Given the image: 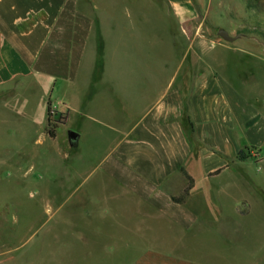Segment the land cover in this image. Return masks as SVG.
Returning a JSON list of instances; mask_svg holds the SVG:
<instances>
[{"label":"rangeland","instance_id":"obj_1","mask_svg":"<svg viewBox=\"0 0 264 264\" xmlns=\"http://www.w3.org/2000/svg\"><path fill=\"white\" fill-rule=\"evenodd\" d=\"M89 2L103 32H137L120 52L128 77L215 70L264 116V0H190L180 13L171 0ZM220 28L240 38L225 41ZM23 88L0 99V264H264V141L215 181L198 174V219L181 227L105 197L115 189L100 179L110 133L74 112L65 122L58 96L46 102L39 86ZM51 106L58 123L49 124ZM70 132L81 135L78 146Z\"/></svg>","mask_w":264,"mask_h":264},{"label":"crops","instance_id":"obj_2","mask_svg":"<svg viewBox=\"0 0 264 264\" xmlns=\"http://www.w3.org/2000/svg\"><path fill=\"white\" fill-rule=\"evenodd\" d=\"M171 3L178 13L191 5ZM89 8V0H0V99L23 86H39L46 102L58 96L65 122L74 112L94 131L110 133L100 179L115 189L104 196L188 228L198 219L191 215L197 196L206 193L198 174L213 182L242 150L261 147L264 116L215 70L167 80L128 77L132 65L120 52L137 32H103ZM187 175L193 188L182 200Z\"/></svg>","mask_w":264,"mask_h":264},{"label":"water","instance_id":"obj_3","mask_svg":"<svg viewBox=\"0 0 264 264\" xmlns=\"http://www.w3.org/2000/svg\"><path fill=\"white\" fill-rule=\"evenodd\" d=\"M218 35L228 42H235L240 38V35L232 36L226 29L220 28L218 30ZM80 135L77 132L69 133V142L72 146H76L78 144Z\"/></svg>","mask_w":264,"mask_h":264},{"label":"trees","instance_id":"obj_4","mask_svg":"<svg viewBox=\"0 0 264 264\" xmlns=\"http://www.w3.org/2000/svg\"><path fill=\"white\" fill-rule=\"evenodd\" d=\"M50 123H51V120H50V118H49V124H50ZM56 123H58V122H56ZM48 134H49L52 138H55V137H56V135H55V131H54V130H51V129H50L49 132H48ZM187 176H188V175H187ZM188 179H189V185H188V187H187L186 190H185L184 196L181 198L182 200H184V199L189 195L190 190L193 188V180H192V178L188 176ZM174 200L177 201L176 198H174Z\"/></svg>","mask_w":264,"mask_h":264},{"label":"built area","instance_id":"obj_5","mask_svg":"<svg viewBox=\"0 0 264 264\" xmlns=\"http://www.w3.org/2000/svg\"><path fill=\"white\" fill-rule=\"evenodd\" d=\"M59 113L60 112H58L55 107H52V106L49 107L48 116H49V118L51 120V123H56L55 119H56V117L58 116Z\"/></svg>","mask_w":264,"mask_h":264}]
</instances>
